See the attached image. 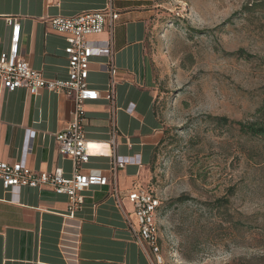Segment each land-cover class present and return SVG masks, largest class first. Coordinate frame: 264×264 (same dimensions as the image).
<instances>
[{"label":"crops","instance_id":"1","mask_svg":"<svg viewBox=\"0 0 264 264\" xmlns=\"http://www.w3.org/2000/svg\"><path fill=\"white\" fill-rule=\"evenodd\" d=\"M109 0H0V52L10 47L8 18L21 24L20 50L31 67L47 79L68 78L66 35L49 19L100 10ZM151 0H114L120 18L113 30L115 97L107 89L110 74L102 67L108 55L91 60L89 85L100 92L85 104V131L92 142L84 171L108 173L109 141L115 132L117 154L126 161L112 184L83 192L84 203L71 211L66 194L52 187L22 186L7 190L0 180V264H153L148 246L139 245L128 225L133 206L126 194L144 185L163 137L156 109L157 79L146 52ZM108 31L90 40L103 41ZM71 96L48 89L31 94L26 87L9 92L0 86V158L20 161L37 171L60 168L71 178L74 161L59 153L56 134L73 120ZM113 180V178H112ZM112 182V181H111Z\"/></svg>","mask_w":264,"mask_h":264},{"label":"rangeland","instance_id":"2","mask_svg":"<svg viewBox=\"0 0 264 264\" xmlns=\"http://www.w3.org/2000/svg\"><path fill=\"white\" fill-rule=\"evenodd\" d=\"M255 1H150L163 137L144 187L161 200L162 264H264V138L236 123L257 120L264 98Z\"/></svg>","mask_w":264,"mask_h":264},{"label":"built area","instance_id":"3","mask_svg":"<svg viewBox=\"0 0 264 264\" xmlns=\"http://www.w3.org/2000/svg\"><path fill=\"white\" fill-rule=\"evenodd\" d=\"M120 18V11L109 0L106 7L100 10L84 11L73 16H54L49 19L52 27L66 35L68 45L65 53L68 58V78L51 80L32 68L22 56L20 50L21 24L18 17L8 18L11 27L10 47L0 52V86L9 92L26 87L31 94L48 89L71 96L75 103L73 120L69 126L56 134L59 153L69 156L74 161V172L71 178L63 175L58 168L53 171H37L20 161L7 162L0 158V180L5 189L17 190L22 186L38 187L46 185L56 192L66 194L71 211L80 208L84 203L83 192L92 186L112 184L113 194L119 201L118 186L114 175L124 168L126 161L116 152L117 135L114 132L109 141L111 168L108 173L91 170L84 171L83 165L91 156L92 142L85 131V104L99 99V90L88 82L91 60L95 55L106 54L108 61L102 67L110 74L107 93L111 100L115 97V77L118 68L114 61L113 30ZM108 31L109 37L103 41L90 40L94 34ZM113 178V180H112ZM112 181V182H111ZM126 197L133 206V219L128 225L134 233L136 242L148 246L156 255L153 264H162L158 255V225L156 216L161 206L160 198L144 186L129 189Z\"/></svg>","mask_w":264,"mask_h":264},{"label":"trees","instance_id":"4","mask_svg":"<svg viewBox=\"0 0 264 264\" xmlns=\"http://www.w3.org/2000/svg\"><path fill=\"white\" fill-rule=\"evenodd\" d=\"M260 7L264 8V0H258L255 1L251 7ZM251 9V8H248ZM238 53H243V51H239ZM256 115L258 116V119L253 122H236L238 125H240V130L244 133H247L254 137H261L264 138V98L261 106L256 110ZM218 120L223 121L224 123H229V119L227 117H221L218 118Z\"/></svg>","mask_w":264,"mask_h":264}]
</instances>
